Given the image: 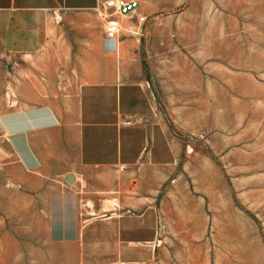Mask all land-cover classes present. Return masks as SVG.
I'll return each instance as SVG.
<instances>
[{
    "label": "crops",
    "instance_id": "obj_1",
    "mask_svg": "<svg viewBox=\"0 0 264 264\" xmlns=\"http://www.w3.org/2000/svg\"><path fill=\"white\" fill-rule=\"evenodd\" d=\"M102 2L0 0V162L43 190L52 244L78 247L83 264L110 247L109 263L134 264L173 149L141 63L158 38L123 17L105 48Z\"/></svg>",
    "mask_w": 264,
    "mask_h": 264
},
{
    "label": "rangeland",
    "instance_id": "obj_2",
    "mask_svg": "<svg viewBox=\"0 0 264 264\" xmlns=\"http://www.w3.org/2000/svg\"><path fill=\"white\" fill-rule=\"evenodd\" d=\"M139 3L150 10L134 30L158 38L141 63L173 161L134 264H264V0ZM21 179L0 162V264H83L78 247L49 241L48 200Z\"/></svg>",
    "mask_w": 264,
    "mask_h": 264
},
{
    "label": "built area",
    "instance_id": "obj_3",
    "mask_svg": "<svg viewBox=\"0 0 264 264\" xmlns=\"http://www.w3.org/2000/svg\"><path fill=\"white\" fill-rule=\"evenodd\" d=\"M139 6L138 0H103L98 13L104 20L103 44L105 48L115 49L124 29L121 18L135 20L138 24L145 20L144 15L137 13Z\"/></svg>",
    "mask_w": 264,
    "mask_h": 264
},
{
    "label": "water",
    "instance_id": "obj_4",
    "mask_svg": "<svg viewBox=\"0 0 264 264\" xmlns=\"http://www.w3.org/2000/svg\"><path fill=\"white\" fill-rule=\"evenodd\" d=\"M71 179H72L71 175H68V176L65 177V181L67 183H71Z\"/></svg>",
    "mask_w": 264,
    "mask_h": 264
},
{
    "label": "bare ground",
    "instance_id": "obj_5",
    "mask_svg": "<svg viewBox=\"0 0 264 264\" xmlns=\"http://www.w3.org/2000/svg\"><path fill=\"white\" fill-rule=\"evenodd\" d=\"M125 28H127V27H125Z\"/></svg>",
    "mask_w": 264,
    "mask_h": 264
}]
</instances>
